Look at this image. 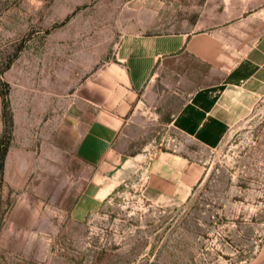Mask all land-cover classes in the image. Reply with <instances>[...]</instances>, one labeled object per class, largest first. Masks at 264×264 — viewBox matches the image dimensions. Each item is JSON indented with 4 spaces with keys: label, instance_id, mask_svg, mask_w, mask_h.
<instances>
[{
    "label": "rangeland",
    "instance_id": "obj_1",
    "mask_svg": "<svg viewBox=\"0 0 264 264\" xmlns=\"http://www.w3.org/2000/svg\"><path fill=\"white\" fill-rule=\"evenodd\" d=\"M136 4L0 0V67L13 58L2 76L11 126L0 96V264H264V93L205 148L169 124L183 99L163 87L116 140L129 160L119 185L85 220L70 217L90 174L66 147L61 106L112 57ZM161 153L202 169L187 196L150 192Z\"/></svg>",
    "mask_w": 264,
    "mask_h": 264
},
{
    "label": "crops",
    "instance_id": "obj_2",
    "mask_svg": "<svg viewBox=\"0 0 264 264\" xmlns=\"http://www.w3.org/2000/svg\"><path fill=\"white\" fill-rule=\"evenodd\" d=\"M127 14L112 57L61 106L66 147L90 174L73 221L97 211L119 185L129 160L116 140L155 108L163 87L183 99L169 124L205 148L217 146L264 93V0H137ZM201 175L199 166L161 153L148 188L178 200Z\"/></svg>",
    "mask_w": 264,
    "mask_h": 264
},
{
    "label": "trees",
    "instance_id": "obj_3",
    "mask_svg": "<svg viewBox=\"0 0 264 264\" xmlns=\"http://www.w3.org/2000/svg\"><path fill=\"white\" fill-rule=\"evenodd\" d=\"M13 61V58H10L8 59L7 61H2L1 63V67H0V92H4V95H0L2 96V110H1V113H2V116H3V119L5 120L3 122L4 125H6V119H7V122L9 123V125L11 126L12 124V119H11V114H10V111H9V101L7 99V94L9 92V87L8 85L2 81V76L4 74V72L6 70L9 69L11 63ZM3 156H2V159H1V169L3 168Z\"/></svg>",
    "mask_w": 264,
    "mask_h": 264
}]
</instances>
